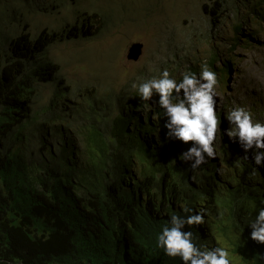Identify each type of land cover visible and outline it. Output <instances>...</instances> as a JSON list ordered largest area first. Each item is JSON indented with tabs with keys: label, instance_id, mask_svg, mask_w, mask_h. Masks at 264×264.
<instances>
[{
	"label": "trees",
	"instance_id": "1",
	"mask_svg": "<svg viewBox=\"0 0 264 264\" xmlns=\"http://www.w3.org/2000/svg\"><path fill=\"white\" fill-rule=\"evenodd\" d=\"M257 8L254 15L262 20ZM15 15L22 29L24 16ZM5 45L0 47V259L181 264L156 247V236L171 214L186 215L181 208L188 205L207 209L210 227L228 242L231 259L264 264V256L255 254L262 253L261 246L248 237L253 174L240 182L205 168L190 173L175 152L143 142L130 130L131 119L121 111L132 104L124 87L95 95L81 82L61 85L58 64L45 48L24 39ZM213 65L214 57L208 63ZM110 104L120 113L109 114ZM232 230L241 232V240Z\"/></svg>",
	"mask_w": 264,
	"mask_h": 264
},
{
	"label": "clouds",
	"instance_id": "2",
	"mask_svg": "<svg viewBox=\"0 0 264 264\" xmlns=\"http://www.w3.org/2000/svg\"><path fill=\"white\" fill-rule=\"evenodd\" d=\"M224 2L225 7L220 10ZM218 3V0H203L201 12L208 14L210 10L213 15L217 9L219 13L231 10L237 22L242 19L244 21L233 27L229 44L225 43L223 48L217 47L210 51L206 60L200 54L191 56L194 57L191 59L192 64L183 67L178 74L175 72L177 66L169 68V65L166 68L161 65L157 70L151 69V71L148 68L140 69L136 73L135 69L130 71L127 69L128 64L137 63L142 57L144 45L141 42H131L127 53L125 49L122 50L116 59L118 63L115 60L114 66L125 74L130 71V79L128 78L121 87H124V94L132 100V104L128 109H122V104L119 108L131 119L128 125L130 130L136 131L143 142L160 147L167 153L175 152L176 160L181 163L183 169L187 167L190 173L205 168L207 172L211 171L225 180L232 177L240 182L249 173L253 174L251 188L254 191V206L252 220L248 223V237L254 245L257 242L261 246L262 253L257 249L255 254L262 260L264 256V96L251 97L245 103H237L234 93L238 86L234 80L231 82L227 80V77L235 74L238 57L233 55L234 50L249 52L258 44L254 42V39H259L256 30L248 31L245 36L243 31L247 20H258L253 8L258 6L257 9L263 12L264 8H261V5H264V0H223L221 4ZM239 4L246 8L243 15L240 13ZM20 12L23 14L22 11ZM100 15L104 18L103 13L100 12ZM237 25L240 26V30L235 28ZM213 28L224 27L213 20L206 21L205 34L201 32L200 35L207 45L211 43L209 33ZM14 35L21 36L17 30L12 36L0 31V41L6 40L2 41L0 47L5 48L6 42L19 39L13 38ZM86 36L87 34H84L78 40ZM118 39L116 42L122 45L123 42L119 43ZM134 44H141L140 54L136 60L128 59L131 46ZM229 54H232L231 57L228 56ZM213 57L214 65L210 68L208 63ZM199 58L202 64L197 63ZM51 59L58 64L57 75L61 79V85L81 82V87L88 85L87 90H92L88 94L95 93V95H101L109 90L104 84L103 88L92 84V78L88 76L91 71L83 79L80 78L82 74H78L68 82L65 78L66 74L61 69V61H56L52 57ZM168 59L175 58L170 55ZM81 71L86 73L84 65ZM227 88L228 92L225 93ZM217 89L222 93L223 100L221 96L217 100ZM140 105L142 107H139ZM106 108L109 114L114 111L111 104ZM115 111L113 113H120L119 109ZM181 211L186 215L171 214L168 223L161 227L156 236L157 248L168 257H178L181 264H239L236 257L231 259L227 249L228 242L211 229L207 209H194L184 205ZM186 227L188 230H185ZM232 232L238 240H241L240 231L232 230ZM210 243L213 245L208 246ZM0 264H7V261L0 259Z\"/></svg>",
	"mask_w": 264,
	"mask_h": 264
},
{
	"label": "rangeland",
	"instance_id": "3",
	"mask_svg": "<svg viewBox=\"0 0 264 264\" xmlns=\"http://www.w3.org/2000/svg\"><path fill=\"white\" fill-rule=\"evenodd\" d=\"M202 1L0 0V31L12 36L17 30L21 36L14 35L13 38L24 39L26 45L34 43L39 50L45 48V54L61 61L68 82L78 74H82L80 78L83 79L91 71L88 76L92 78V84L101 88L104 84L109 90H118L130 79L129 72L133 69L136 73L143 68L151 71L169 65V68L177 66L175 72L178 74L183 67L192 64L194 57L191 56L200 54L206 60L210 51L229 44L233 27L244 19L237 22L231 10L219 13L217 9L213 15L209 10L204 14L201 12ZM238 7L243 15L246 8L242 4ZM17 11L24 14L22 29L14 23ZM207 20L224 27L211 29L212 44L208 45L200 35L201 32L205 34ZM253 30L257 31L259 39L254 42L258 44L249 52L234 50L233 55L238 57L235 74L227 77L238 86L234 93L237 103L264 96V19L247 20L243 36ZM84 34L87 36L78 40ZM116 39L123 44H118ZM131 42L143 43V54L137 63L128 64L130 71L125 74L115 69L114 63ZM170 55L175 59H168ZM197 63L202 64L200 58ZM82 65L86 73L81 71ZM217 90V100L220 96L223 100L222 93Z\"/></svg>",
	"mask_w": 264,
	"mask_h": 264
},
{
	"label": "water",
	"instance_id": "4",
	"mask_svg": "<svg viewBox=\"0 0 264 264\" xmlns=\"http://www.w3.org/2000/svg\"><path fill=\"white\" fill-rule=\"evenodd\" d=\"M141 44H134L131 46L130 54L128 55V59L136 60L141 51Z\"/></svg>",
	"mask_w": 264,
	"mask_h": 264
},
{
	"label": "flooded vegetation",
	"instance_id": "5",
	"mask_svg": "<svg viewBox=\"0 0 264 264\" xmlns=\"http://www.w3.org/2000/svg\"><path fill=\"white\" fill-rule=\"evenodd\" d=\"M128 48H129L128 46L124 48V49H125V51H126V53L128 52Z\"/></svg>",
	"mask_w": 264,
	"mask_h": 264
}]
</instances>
